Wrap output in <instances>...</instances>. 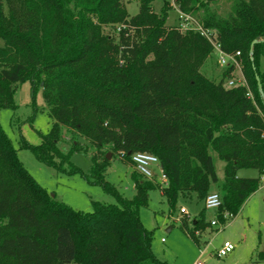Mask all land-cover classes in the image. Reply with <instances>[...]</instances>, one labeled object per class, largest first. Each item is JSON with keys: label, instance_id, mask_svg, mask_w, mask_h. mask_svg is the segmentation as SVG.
<instances>
[{"label": "trees", "instance_id": "obj_1", "mask_svg": "<svg viewBox=\"0 0 264 264\" xmlns=\"http://www.w3.org/2000/svg\"><path fill=\"white\" fill-rule=\"evenodd\" d=\"M126 1L0 0V109H16L14 95L29 81L33 102L42 90L52 120L39 144L21 137V147L57 171L83 173L116 200L94 201L92 211H82L50 195L0 122V264H167L152 249L141 209L154 189L173 212L180 197L205 200L219 181L211 150L225 162L222 223L260 187L264 97L256 75L264 91V0H174L217 32L225 52H241L247 84L235 87L227 85L234 65L219 78L202 71L214 57L209 39L167 25L170 1L156 12V0H138L133 16ZM75 152L91 155L87 173L72 162ZM136 152L159 158L167 187L136 167L132 197L106 180L108 153L133 164ZM245 168L259 176L240 177ZM181 222L197 240L208 225L206 208L192 228L186 217ZM259 257L264 262V252Z\"/></svg>", "mask_w": 264, "mask_h": 264}, {"label": "rangeland", "instance_id": "obj_2", "mask_svg": "<svg viewBox=\"0 0 264 264\" xmlns=\"http://www.w3.org/2000/svg\"><path fill=\"white\" fill-rule=\"evenodd\" d=\"M165 0L154 1V9L159 12ZM170 1L168 11V26H176L179 23V11ZM224 0H222L223 2ZM127 9L131 16L139 12L138 0H127ZM222 9L226 7L220 5ZM212 60L202 68L208 76H221L224 69L213 53ZM234 72L235 78H242V66ZM260 68L264 72V58L261 59ZM241 69V70H240ZM17 105L16 109H0V122L10 137L19 157L47 192L55 196L76 210L92 211L94 201L103 203H114L115 197L108 193L101 184L91 183L83 173L68 174L57 171L40 162L30 149L21 147V137L31 144H39L42 135L46 134L51 126L52 120L48 114V107L43 98L42 90L37 94L36 102L31 96V83H21L14 95ZM66 135V134H65ZM69 139V136L67 135ZM62 148L68 150V141L61 143ZM215 161L219 181L213 183L211 191L221 192L220 186L224 180L225 162L217 153L211 150ZM72 162L83 172L87 173L91 166V155L83 152H75ZM111 164L106 171V180L114 184L118 190L127 197L135 193L134 182L131 178L133 167L118 158L110 159ZM240 177H258L256 169L245 168L238 173ZM205 200H198L195 193L190 197H180L174 212L160 189L150 192V201L147 207L141 209V220L144 226L153 231L152 249L156 256L167 264H194L198 259H205L207 264H264L259 254L264 252V175L261 177L259 189L253 193L244 203L236 216H231L226 223L219 222L212 226L211 220L217 218V210L206 209L207 227L196 234L195 240L181 222V217H186L193 227L192 221L199 217L204 209ZM185 207L187 214H181L180 209ZM225 241L235 245V249L224 257L216 253Z\"/></svg>", "mask_w": 264, "mask_h": 264}, {"label": "built area", "instance_id": "obj_3", "mask_svg": "<svg viewBox=\"0 0 264 264\" xmlns=\"http://www.w3.org/2000/svg\"><path fill=\"white\" fill-rule=\"evenodd\" d=\"M179 11V23L178 28L181 31L194 30L205 36L213 44L214 52L217 53V58L222 66H235V71L240 68L239 63L241 52L227 53L222 48L217 40V32L208 28H205L200 22H198L190 14ZM241 70V69H240ZM234 71V72H235ZM246 79L242 73V78H235L234 75L231 79L227 81V85L230 87H235L239 85H245ZM251 95V94H250ZM132 162L136 167L137 171L141 173L145 178L149 180H157L161 183L162 187H167L169 185L168 176L163 171L159 158L149 152H136L131 156ZM205 208L218 210L222 205V196L218 191H211L204 201ZM181 214H187L188 211L185 207L180 209ZM224 217L228 219L230 214L227 212ZM220 220L214 218L211 220V225H218ZM235 249V245L230 241H225L222 246L217 250V255L219 257H224L228 255ZM194 264H207L205 259H198Z\"/></svg>", "mask_w": 264, "mask_h": 264}, {"label": "water", "instance_id": "obj_4", "mask_svg": "<svg viewBox=\"0 0 264 264\" xmlns=\"http://www.w3.org/2000/svg\"><path fill=\"white\" fill-rule=\"evenodd\" d=\"M255 43H257V40H254L253 43H252V46H251V53H252V51H253V46L255 45ZM256 78H257V81H258L259 91H260L261 95L264 97L263 87H262V84H261V81H260V77H259L258 74L256 75ZM108 158H109V159L112 158V154H111V153H108Z\"/></svg>", "mask_w": 264, "mask_h": 264}, {"label": "crops", "instance_id": "obj_5", "mask_svg": "<svg viewBox=\"0 0 264 264\" xmlns=\"http://www.w3.org/2000/svg\"><path fill=\"white\" fill-rule=\"evenodd\" d=\"M239 173V172H238ZM211 192V191H210Z\"/></svg>", "mask_w": 264, "mask_h": 264}]
</instances>
